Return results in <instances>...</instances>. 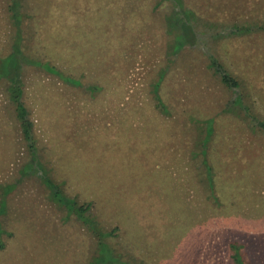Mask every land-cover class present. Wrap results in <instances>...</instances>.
<instances>
[{
	"label": "rangeland",
	"instance_id": "374dc122",
	"mask_svg": "<svg viewBox=\"0 0 264 264\" xmlns=\"http://www.w3.org/2000/svg\"><path fill=\"white\" fill-rule=\"evenodd\" d=\"M19 1L0 0V264H264V0Z\"/></svg>",
	"mask_w": 264,
	"mask_h": 264
},
{
	"label": "trees",
	"instance_id": "16d2710c",
	"mask_svg": "<svg viewBox=\"0 0 264 264\" xmlns=\"http://www.w3.org/2000/svg\"><path fill=\"white\" fill-rule=\"evenodd\" d=\"M8 2H10L8 4V9L11 10L12 15H13V12L16 11V10L13 11L14 5L17 4V6L19 7L21 5V3L19 0H8ZM15 2H17V3H15ZM174 3H175V1H174ZM18 7H16V8L18 9ZM178 8H180V6H178ZM20 12L21 11H19L17 13L19 16H20ZM15 20H17V19H15ZM260 23L261 24H256L254 29L264 27V22H260ZM240 28H242V27H240ZM177 29H178L177 38H178L180 44L183 43L184 41H187L190 43L201 41V39H200L201 35H202L201 32H197L195 30L191 31L187 27L185 29H183V28H177ZM208 58H209V60L207 62L208 68H210L211 71L218 76V78H219L220 82H222V84L226 85L227 87H234V86L238 85L236 78L233 75H231L225 69V67L218 61V59L213 54L208 53ZM38 63L43 66V70L46 72L52 73L54 71H57L53 64H50L45 60L44 61L40 60V61H38ZM11 75H12V73L10 72V74H8V78H13L15 76V75H12V76ZM156 84H157V82H156ZM10 85H11V83L9 84L10 89H9L8 93H10V98L14 104L15 116L18 120L19 128L21 130V134L26 141H29L28 146H31L30 144L32 142V120L29 118L27 109L25 108L22 101L20 100V88H19L18 84L14 83L11 86ZM154 98L156 99L155 105L161 106L162 102H161L157 93L155 94ZM257 124H259L261 127H264V123L260 120H257ZM206 166H207V168H209L208 165H206ZM51 189H52L51 190L52 193H54V194L59 193L58 187H56L55 185H53V187L51 186ZM59 198H60L59 201H62L64 199H66L67 197L59 194ZM67 199H69V198H67ZM67 203H68V206H67L68 209L73 210L75 212L85 211V210L89 209L91 206V201H89V200L78 203L72 199H69L67 201ZM229 245L232 246V245H235V243L231 242ZM1 246H3L2 242H0V247ZM231 256H232L233 261L236 262V264H243L241 259H238L239 255L236 251H234L231 254Z\"/></svg>",
	"mask_w": 264,
	"mask_h": 264
}]
</instances>
